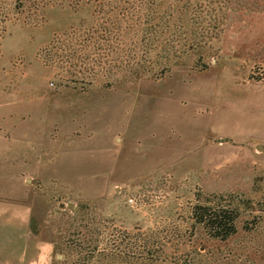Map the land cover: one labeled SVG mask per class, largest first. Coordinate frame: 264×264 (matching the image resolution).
Instances as JSON below:
<instances>
[{
  "label": "rangeland",
  "instance_id": "1",
  "mask_svg": "<svg viewBox=\"0 0 264 264\" xmlns=\"http://www.w3.org/2000/svg\"><path fill=\"white\" fill-rule=\"evenodd\" d=\"M30 207L32 264H264V0H0V230Z\"/></svg>",
  "mask_w": 264,
  "mask_h": 264
},
{
  "label": "trees",
  "instance_id": "2",
  "mask_svg": "<svg viewBox=\"0 0 264 264\" xmlns=\"http://www.w3.org/2000/svg\"><path fill=\"white\" fill-rule=\"evenodd\" d=\"M246 204L233 196L216 197L215 201L196 203L191 209L193 225L201 226L210 238L227 241L237 234V222ZM243 230H247L244 225Z\"/></svg>",
  "mask_w": 264,
  "mask_h": 264
},
{
  "label": "crops",
  "instance_id": "3",
  "mask_svg": "<svg viewBox=\"0 0 264 264\" xmlns=\"http://www.w3.org/2000/svg\"><path fill=\"white\" fill-rule=\"evenodd\" d=\"M30 213H31V207L26 211L25 218H23L24 221L22 222L19 220V217L13 214L12 211L7 213L8 215L7 217L6 216L4 217V223H6V226L2 231L0 230V264H32V263H29V261H31L32 259V253L34 254V257L36 259L37 236L33 234V232L35 231L32 232V230L30 229L31 227L29 228ZM16 214L19 216L18 213ZM13 216H15V218ZM8 217H9V221H7ZM7 227H10V229H7ZM13 227H16V228L17 227H21V228L27 227L25 231V235L23 237L24 239L23 238L22 239L24 240L23 242L25 243V241L33 237L34 238V249H32L31 241L28 242L29 247L27 246L25 248L21 246V243H22L21 237L20 238L18 237L15 239V236H17V233L13 232ZM1 245H5V246L7 245L9 247H6L4 249ZM14 246H18L17 250L22 252V253L20 252V254L18 255V260L20 261L21 258L23 259V257L27 255L28 258L26 259V261L28 263H18L17 260L12 258L14 254L13 251H15ZM8 254H9V257H6L5 255H8ZM34 264H37V263H34Z\"/></svg>",
  "mask_w": 264,
  "mask_h": 264
},
{
  "label": "water",
  "instance_id": "4",
  "mask_svg": "<svg viewBox=\"0 0 264 264\" xmlns=\"http://www.w3.org/2000/svg\"><path fill=\"white\" fill-rule=\"evenodd\" d=\"M259 149V147H257Z\"/></svg>",
  "mask_w": 264,
  "mask_h": 264
}]
</instances>
